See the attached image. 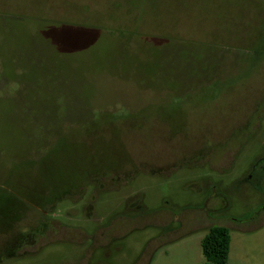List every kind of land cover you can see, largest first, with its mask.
I'll return each mask as SVG.
<instances>
[{"label": "rangeland", "instance_id": "1", "mask_svg": "<svg viewBox=\"0 0 264 264\" xmlns=\"http://www.w3.org/2000/svg\"><path fill=\"white\" fill-rule=\"evenodd\" d=\"M264 264V0H0V264Z\"/></svg>", "mask_w": 264, "mask_h": 264}, {"label": "trees", "instance_id": "2", "mask_svg": "<svg viewBox=\"0 0 264 264\" xmlns=\"http://www.w3.org/2000/svg\"><path fill=\"white\" fill-rule=\"evenodd\" d=\"M230 234L226 226L210 225L204 233L200 245L204 264H226L230 248Z\"/></svg>", "mask_w": 264, "mask_h": 264}]
</instances>
